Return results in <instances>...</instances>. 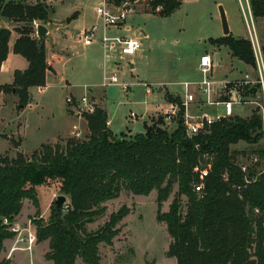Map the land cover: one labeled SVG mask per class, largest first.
<instances>
[{"label":"trees","instance_id":"obj_1","mask_svg":"<svg viewBox=\"0 0 264 264\" xmlns=\"http://www.w3.org/2000/svg\"><path fill=\"white\" fill-rule=\"evenodd\" d=\"M145 1L148 13L161 17H170L182 5L181 0ZM250 6L254 18H264V0H250ZM54 14L41 0L35 4L0 0V17L18 25L13 52L29 63L25 71L15 72L13 84L0 85V95L15 90L19 106L30 103V88L46 86V47L38 43L35 25L49 23ZM11 37V30L0 28V70ZM211 41L255 67L248 39L229 35ZM166 98L181 107L173 132L154 124L133 138L125 133L118 136L108 126L106 111L95 107L94 112L83 114L89 130L86 140L72 138L64 146L43 144L30 157L22 152L14 158L0 156V256L5 241L16 236L12 227L24 202H32L40 216L37 188L52 182L69 198L68 210L60 212L55 203L47 222L40 218L34 223L37 241L49 242L46 259L53 264H76L78 259L101 264L100 246L114 244L130 211L122 207L97 230L89 231L87 226L123 192L149 196L153 191L157 192V220L165 223L171 239L167 256L177 264H264V175L252 166L243 171L238 152L232 150L241 142L260 140V117L222 120L208 133L188 137L180 98L169 93ZM256 152L264 156L260 149ZM172 194L169 210L162 212ZM255 209L261 215H255ZM0 264L9 263L0 259Z\"/></svg>","mask_w":264,"mask_h":264},{"label":"rangeland","instance_id":"obj_2","mask_svg":"<svg viewBox=\"0 0 264 264\" xmlns=\"http://www.w3.org/2000/svg\"><path fill=\"white\" fill-rule=\"evenodd\" d=\"M41 1L55 10V14L51 16V20L54 21L45 24L51 27L54 37L57 27L67 28L73 32L100 22L96 9L103 0ZM248 1L250 3V0ZM27 2L35 4L37 0H27ZM145 2V0H140L139 3L127 0L120 6L123 10L133 9L127 19L131 32L112 29V32L130 36L142 43V49L136 56L121 57L117 50L104 52L98 45L86 49L81 40L77 41L79 36H76V41L67 44L72 46V49L68 50L69 54L64 55L68 61L58 64L63 78L72 83L71 85H77L76 93L83 92L84 84H91L100 94L106 92L105 105L112 120V129L118 136L126 133L128 138L144 133L145 126L154 124L169 132L176 129V122L169 123L165 120V109L161 107L166 105V93L171 94L170 91L182 93L184 90L182 83L199 80L201 77L198 69L199 59L206 53L213 55L222 64L214 74L217 80H221L226 74L230 78H240L247 74L252 77L256 75L252 66L233 58L228 48L211 41L224 37L220 6L227 15L230 36L249 40L248 25L242 10L244 7L248 19L246 0H181V7L170 17L148 13L149 8ZM1 22L4 24L8 21L2 18ZM250 25L252 29L254 26L264 52V18H254L253 24L249 21ZM141 31H144L148 37L146 38ZM49 40L48 34L44 42L45 46ZM12 42L13 39L10 45ZM89 50H95L93 55L98 56V61L92 70L85 65ZM100 63H103L105 77L116 74L120 83L129 86L128 92H125L120 85L102 86L103 74L98 68ZM47 85V91L43 93L39 94L40 91L34 90L33 108L25 110L20 108L15 90L9 93L5 100L0 101V156L9 155L14 158L18 152H22L30 157L43 144L64 146L72 138L79 141L87 139L89 134L84 133L56 136L59 131L71 132L74 129L81 130L84 126L81 122L66 119L65 104L68 103H66L67 90L63 88L65 82L60 78L49 76ZM145 85L152 89L151 95L146 93ZM178 93L171 95L181 99L182 94ZM89 101L96 108H101L100 104L93 100ZM154 104L160 108L154 114L146 116L147 112L154 108ZM220 109L221 107L218 106L217 111ZM84 110L85 107L78 106L74 108V113L83 115L86 114ZM196 111L192 108V113ZM239 112L246 116L245 118L251 117L249 108H242ZM131 113L137 114L139 119L131 120ZM17 145L20 147L17 148ZM261 147H263L262 139L255 144L241 142L232 146V150L238 152L237 163L244 164L245 167H255L258 175L261 176L264 175V156L256 152ZM176 191L177 187H175ZM37 195L40 216L37 215L32 202L25 201L20 217L16 218L12 227L16 230V236L4 243V251L0 259L8 261L9 264H53L46 259V254L50 250L49 242L37 241L34 220L42 218L47 222L57 197L62 194L59 185L51 182L38 187ZM173 197L174 194L163 205L162 212L169 210ZM68 202L67 197L65 206ZM105 206L106 213L87 226L89 231L97 230L112 213L122 207H127L130 214L120 224L121 233L115 238L114 244L100 246L101 264H177L175 258L167 256L171 239L165 223L157 220L156 191L149 196H136L123 192L118 199L107 202ZM30 234L36 237L33 242L29 241ZM76 264L86 263L78 259Z\"/></svg>","mask_w":264,"mask_h":264},{"label":"built area","instance_id":"obj_3","mask_svg":"<svg viewBox=\"0 0 264 264\" xmlns=\"http://www.w3.org/2000/svg\"><path fill=\"white\" fill-rule=\"evenodd\" d=\"M126 1L116 4L110 0H103L96 9L100 22L82 29L77 35L79 40L86 47L99 44L104 51L113 52L117 50L121 57L132 58L136 56L142 49V43L139 40L127 35H113L110 33L112 29H124L126 33L131 31V27L127 25V19L132 14L133 9H120L122 3ZM131 2L139 3L140 0ZM242 10L248 25L249 41L255 58L254 71L256 75L252 77L247 74L240 78H230L226 74L221 80H217L214 74L222 67V64L213 55L207 53L202 55L198 63L200 79L182 83L184 92L180 100L184 107V127L188 137H195L208 133L212 125L222 120H229L234 117L245 118L246 116H243L239 110L249 108L251 116L256 114L261 119L262 125L259 133L264 147V52L254 26L253 29L251 25L249 26V21L253 24L254 18L248 0H246L248 19L244 7H242ZM109 85H120L125 92L129 90L128 85L119 82L116 74L104 78L103 86ZM145 88L146 93L151 95L152 89L148 85H145ZM67 103L68 105L85 107L84 111L86 113H92L95 110V106L90 103L86 96L79 101L69 97ZM218 106L221 109L217 111ZM192 108L197 111L192 113ZM180 112V105L169 103V107L165 111V120L169 123H177ZM130 119L138 120L139 117L137 114L131 113ZM263 147L260 150L264 155ZM243 171H246V167H243ZM206 174L207 170L205 169L203 170V176ZM202 187L200 185L197 190L201 191ZM254 214L261 215V211L255 209ZM13 230L16 232L15 229ZM35 239V235L30 234L29 241L33 242Z\"/></svg>","mask_w":264,"mask_h":264},{"label":"crops","instance_id":"obj_4","mask_svg":"<svg viewBox=\"0 0 264 264\" xmlns=\"http://www.w3.org/2000/svg\"><path fill=\"white\" fill-rule=\"evenodd\" d=\"M21 1L23 2L24 0H21ZM2 18L3 17H0V28H6V29H9V30L12 31L11 39H13V42H12V45H10V52H9L8 58L3 63L2 67H1V70H0V85L13 84L14 78H15L14 77L15 76V72L16 71H25L28 68V66H29V63H28V61L25 58H23L22 56L17 55V54H15L13 52L14 43H15L16 39L18 38V34L14 31V29L18 25L16 23H14L13 21H11L9 19H6V18H4V19L6 21H8V22H5L4 24H2V22H1ZM51 21H54V20H51ZM56 24L57 23H55V26H56ZM37 25L38 24H36L35 26H37ZM46 27L48 28V31H49L48 34L50 36V40H49V42H47V44L45 46L46 47L47 63L49 65V69L47 71L46 86L45 87H32V88H30L29 91H30L31 100H30V103L26 107H24V110L27 109V108H33L34 107V105H35L34 104L35 96H34V93H33L34 90L40 91L39 94L41 92L43 93V92L47 91L48 77L49 76H54L55 78H60L61 81L65 82V85L63 86V88L67 90L66 103H67V98H69V97L73 98L75 101H79L82 97L86 96L89 100H93L95 103L100 104L101 108L104 109L106 111L107 115H108V126H109V128L111 129V131L115 135H118L112 129V120L109 117V114H108V111H107V107L105 105V100L107 98L106 92H104L103 94H100V93H98V91L95 90L96 89L95 87H92L91 84H84L83 87H82L83 92L76 93L75 89L77 88V85H74V84L71 85L72 83H70L67 79L63 78V75L61 74V70H59V68H58V64H61L62 62L66 63L68 61V59H65L64 55H65V53L69 54L68 50L72 49L71 48L72 46H68L67 44L69 42L70 43L73 42L74 40L76 41L75 38H77L76 36L78 35V32H80L82 29H76V30H74L72 32V31H70L67 28L60 29V28L57 27L56 31L54 32L56 34V36L54 37L53 34H52L53 30L51 29V27H49V26H46ZM141 32L144 34V36L146 38L148 37L147 34L144 31H141ZM110 33L113 34V35L117 34V32H114V31L113 32L111 31ZM36 36H37V34H36ZM77 41H80V40H77ZM48 43H49V45H48ZM96 45L100 46L99 44H95V45L86 47V49L92 48V47H94ZM100 47L102 48V46H100ZM102 51H104V49ZM93 54H95V50H89L88 59L86 60V63H85V65L87 67H89L90 70H92L93 67H95L96 62L98 61V56L93 55ZM104 56H105V54H104ZM104 56H103V58H104ZM98 68L102 70V74H103L102 81L104 82L105 70H103V63H100L98 65ZM103 82H102V86H103ZM106 87H108V86H106ZM183 92H184V90H183ZM183 92L182 93H178V92H171L170 91L171 94L178 93V94H182V95H183ZM7 95L1 94L0 95V101L5 100L4 98ZM76 107H78V106L77 105L65 104V113H66L65 116H66V119H73L76 122H81V123H83L84 127H81V130L74 129L71 132H69V131H59L56 136H59L60 134H77V133L89 134L87 121L84 118V116L79 114V113H74V108H76ZM161 107L163 109H165V111H166L168 109V107H169V103L166 102V105H162ZM159 108H160L159 106H155V104H154V108L151 109L150 111H148L146 116L150 115V114H154ZM18 135H20V134H18ZM19 217H20V215H19Z\"/></svg>","mask_w":264,"mask_h":264},{"label":"water","instance_id":"obj_5","mask_svg":"<svg viewBox=\"0 0 264 264\" xmlns=\"http://www.w3.org/2000/svg\"><path fill=\"white\" fill-rule=\"evenodd\" d=\"M220 13H221V19H222V25H223V34L224 36H229L231 31L229 28L226 12L222 6H220ZM48 32H49L48 28L44 24H38L36 26V34H37L39 44H43L45 42V40L47 39ZM20 108H24V106H20ZM55 203H56L57 209L60 212H64L68 210V206H65L67 203L66 196L59 195Z\"/></svg>","mask_w":264,"mask_h":264}]
</instances>
